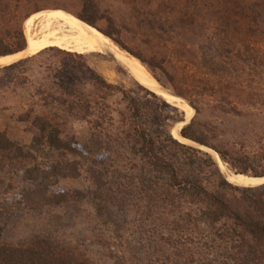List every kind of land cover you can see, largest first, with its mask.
<instances>
[{"label":"rangeland","instance_id":"374dc122","mask_svg":"<svg viewBox=\"0 0 264 264\" xmlns=\"http://www.w3.org/2000/svg\"><path fill=\"white\" fill-rule=\"evenodd\" d=\"M253 3L258 4L257 0H0V29L5 35L17 18H22L25 38V20L38 12L94 13V28L109 33L118 49L155 63L158 81L144 68L163 90L189 108L188 99L201 100L205 116L199 120H205L204 127L210 131L208 140L228 147L242 140L264 141V9L258 7L252 14L249 6ZM12 43L4 37L0 51L10 50ZM78 62L119 88L120 93L111 100L113 108L123 111L136 107L151 133L163 136L168 131L173 137L181 121L171 124L176 113L163 103L176 105L151 93L109 55L85 54ZM75 63L50 53L28 64L22 86L24 99L39 86L53 92L51 70H76ZM227 94L239 100L225 101ZM7 100L17 112L26 104L13 95ZM175 108L184 122V111ZM13 114L0 112V132L13 143L28 147L38 134L28 124L18 123ZM194 115L193 110L192 118ZM64 140L79 142L88 155L78 160L79 176L58 180L54 189L84 191L90 197L36 213L16 211L0 228V239L22 242L34 231L45 230L66 254L84 264H207L211 257L206 239L183 235L185 222L173 221L163 201V181L151 180L140 163L136 168L121 163L125 167L114 169L111 163L121 162L120 153L84 122H70ZM184 145L207 154L216 164L199 145ZM252 148L257 150L258 145ZM168 152L183 170H207L202 169L200 155L197 160L188 159L173 146ZM216 165L224 179L235 174L226 164L222 163L223 171ZM20 186L10 191L5 202H15ZM2 200L0 205H4ZM204 232L209 231L204 228Z\"/></svg>","mask_w":264,"mask_h":264},{"label":"trees","instance_id":"16d2710c","mask_svg":"<svg viewBox=\"0 0 264 264\" xmlns=\"http://www.w3.org/2000/svg\"><path fill=\"white\" fill-rule=\"evenodd\" d=\"M257 2L249 6L252 14H256L258 7L264 9V0ZM84 13L87 12L75 16L95 27V14ZM22 23L23 19L17 18L15 26L5 35L0 29V44L4 37L13 41L10 50L0 51V57L25 48ZM101 33L116 43L109 33ZM50 53L77 61L74 64L76 70H51L55 86L53 92L39 86L33 88L25 100L22 86L26 66ZM136 57L157 80L155 63ZM81 58L79 54L48 48L0 68V112L12 111L18 123L28 124L38 134L28 147H22L0 132V200L3 199L4 203L0 205V228L16 211L36 213L42 209L76 204L90 197L91 194L84 191L54 189L58 180L75 179L80 174L78 160L88 155L87 150L79 142L65 141L64 133L70 122H84L100 139L114 144L117 154L120 153L121 162L111 163L114 169L136 168L140 163L151 174V180L163 181V201L170 208L173 221L185 222L183 235L198 241L206 239L208 256L211 257L206 260L207 264H264V184L241 187L229 183L207 154L181 144L168 131L163 136L151 133L141 122L142 117L136 107L123 111L113 108L111 100L120 93L119 88L106 83L93 70L80 64ZM11 95L17 96L20 102H26L19 112L8 104L7 99ZM149 95L154 97L151 93ZM234 99L238 96L227 94L224 100ZM187 103L195 115L179 131L182 139L213 150L235 174L264 177V141L242 140L230 143L228 147L213 144L208 140L210 131L204 127L205 120H199L205 116L200 109L203 102L188 99ZM163 105L176 113L171 124L183 121L177 108ZM254 145H258L257 150H253ZM172 146L188 159L197 160L200 155L202 169L207 170H183L168 152ZM15 183L21 185L14 195L15 202H5V197L12 194L10 191L16 189ZM95 183L99 185L97 179ZM204 228L208 229V234ZM0 264L84 263L66 254L50 232L38 230L22 242L0 239Z\"/></svg>","mask_w":264,"mask_h":264},{"label":"bare ground","instance_id":"6f19581e","mask_svg":"<svg viewBox=\"0 0 264 264\" xmlns=\"http://www.w3.org/2000/svg\"><path fill=\"white\" fill-rule=\"evenodd\" d=\"M34 27L36 28L35 32L32 31ZM24 31L25 48L17 53L1 56L0 68L34 56L48 48H57L79 55L93 53L109 55L117 65L133 76L151 93L184 111V122L179 123L175 127L173 137L184 144H193L182 139L177 132V129H181L192 118L193 110L181 99L173 97L163 90L138 59L118 49L119 47H116L108 37L104 36L96 28L66 12L47 10L28 17L24 22ZM198 148L208 152L219 168L222 171L224 170V166L216 153L202 146H198ZM226 179L229 183L241 187H257L264 184V178L249 177L242 174H228Z\"/></svg>","mask_w":264,"mask_h":264},{"label":"water","instance_id":"95a60500","mask_svg":"<svg viewBox=\"0 0 264 264\" xmlns=\"http://www.w3.org/2000/svg\"><path fill=\"white\" fill-rule=\"evenodd\" d=\"M6 56H7V55H6ZM2 57H4V56H2ZM188 123H189V122H188ZM188 123H187V124H188ZM187 124H185V125H187ZM185 125H184V126H185ZM260 178H264V177H260ZM262 185H263V184H262Z\"/></svg>","mask_w":264,"mask_h":264}]
</instances>
